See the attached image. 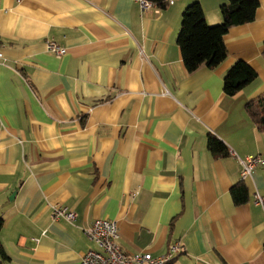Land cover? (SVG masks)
I'll use <instances>...</instances> for the list:
<instances>
[{
	"label": "crops",
	"instance_id": "crops-1",
	"mask_svg": "<svg viewBox=\"0 0 264 264\" xmlns=\"http://www.w3.org/2000/svg\"><path fill=\"white\" fill-rule=\"evenodd\" d=\"M140 0H0V264H81L98 249L85 235L118 223L125 251L172 264H264V132L246 104L264 94V0L255 20L225 36L227 60L189 73L178 36L201 3L209 25L224 0H178L142 11ZM54 41L67 52L46 48ZM237 61L257 78L230 97ZM210 137L227 156H214ZM244 184L248 200L234 203ZM62 206L74 224L54 220Z\"/></svg>",
	"mask_w": 264,
	"mask_h": 264
},
{
	"label": "trees",
	"instance_id": "trees-1",
	"mask_svg": "<svg viewBox=\"0 0 264 264\" xmlns=\"http://www.w3.org/2000/svg\"><path fill=\"white\" fill-rule=\"evenodd\" d=\"M159 9L167 8V0H148ZM258 0H224L221 5L222 22L211 26L207 23L205 12L200 2L195 1L182 14L178 45L183 63L189 73L206 66L214 70L228 58L225 36L232 27L245 25L255 20L259 8ZM257 73L244 61L234 63L224 78V92L234 96L255 81ZM246 112L257 129L264 132V94L246 104ZM208 147L214 156H227L225 144L215 137H210ZM234 203L242 205L248 200V190L244 184L237 185L231 191ZM0 220V234L3 229ZM0 243V253H2ZM171 261L168 264H172Z\"/></svg>",
	"mask_w": 264,
	"mask_h": 264
},
{
	"label": "built area",
	"instance_id": "built-area-1",
	"mask_svg": "<svg viewBox=\"0 0 264 264\" xmlns=\"http://www.w3.org/2000/svg\"><path fill=\"white\" fill-rule=\"evenodd\" d=\"M178 0H167L168 5H173ZM142 11H150L160 9L148 0L139 1ZM47 51L62 57L67 50L54 41L46 42ZM3 54L0 50V58ZM239 161L242 166V179L248 178L252 172L259 166L264 164V153L246 159L239 158L235 153H230ZM257 204H264V197L255 196ZM54 220L63 219L70 224H74L77 219V213L71 209L62 206H55L53 209ZM86 237L94 243L98 249L87 251L83 257L81 264H168L173 261L181 253V244L176 242L170 246L169 252L162 256H153L147 251H136L129 253L121 245V234L118 223L108 219H98L92 225L84 230Z\"/></svg>",
	"mask_w": 264,
	"mask_h": 264
}]
</instances>
